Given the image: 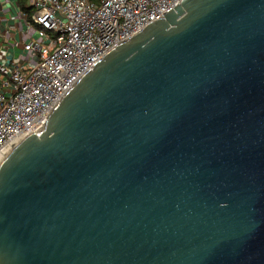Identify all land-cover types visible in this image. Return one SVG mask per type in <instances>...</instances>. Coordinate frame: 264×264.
<instances>
[{
  "label": "water",
  "instance_id": "water-1",
  "mask_svg": "<svg viewBox=\"0 0 264 264\" xmlns=\"http://www.w3.org/2000/svg\"><path fill=\"white\" fill-rule=\"evenodd\" d=\"M0 264H264V0H180L0 162Z\"/></svg>",
  "mask_w": 264,
  "mask_h": 264
},
{
  "label": "built area",
  "instance_id": "built-area-1",
  "mask_svg": "<svg viewBox=\"0 0 264 264\" xmlns=\"http://www.w3.org/2000/svg\"><path fill=\"white\" fill-rule=\"evenodd\" d=\"M4 1L29 36L20 42L29 60L13 58L18 42L0 43V162L43 127L59 99L109 49L180 2L26 0L28 13L18 0Z\"/></svg>",
  "mask_w": 264,
  "mask_h": 264
},
{
  "label": "crops",
  "instance_id": "crops-1",
  "mask_svg": "<svg viewBox=\"0 0 264 264\" xmlns=\"http://www.w3.org/2000/svg\"><path fill=\"white\" fill-rule=\"evenodd\" d=\"M6 3H8V1L3 2L2 0V3L0 2V43L13 45L15 41L20 43L29 36L21 30L20 21L16 17L14 10L9 7V4ZM13 53V58L19 61L29 60L27 57L28 55L24 53L21 48L18 47V45L14 46ZM0 54V56H3L2 53Z\"/></svg>",
  "mask_w": 264,
  "mask_h": 264
},
{
  "label": "trees",
  "instance_id": "trees-1",
  "mask_svg": "<svg viewBox=\"0 0 264 264\" xmlns=\"http://www.w3.org/2000/svg\"><path fill=\"white\" fill-rule=\"evenodd\" d=\"M25 2L26 0H18L19 7L21 8V10L27 11L29 13L31 9L30 7L25 6Z\"/></svg>",
  "mask_w": 264,
  "mask_h": 264
},
{
  "label": "rangeland",
  "instance_id": "rangeland-1",
  "mask_svg": "<svg viewBox=\"0 0 264 264\" xmlns=\"http://www.w3.org/2000/svg\"><path fill=\"white\" fill-rule=\"evenodd\" d=\"M18 47H19V48H21V47H22V44H21V43H19V44H18Z\"/></svg>",
  "mask_w": 264,
  "mask_h": 264
},
{
  "label": "bare ground",
  "instance_id": "bare-ground-1",
  "mask_svg": "<svg viewBox=\"0 0 264 264\" xmlns=\"http://www.w3.org/2000/svg\"><path fill=\"white\" fill-rule=\"evenodd\" d=\"M11 149H12V148L10 147L9 150H11ZM9 150H8V151H9Z\"/></svg>",
  "mask_w": 264,
  "mask_h": 264
}]
</instances>
